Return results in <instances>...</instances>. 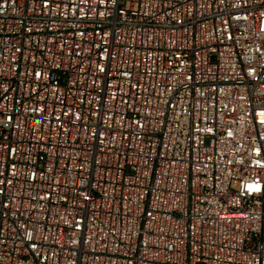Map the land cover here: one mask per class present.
<instances>
[{
    "label": "built area",
    "instance_id": "obj_1",
    "mask_svg": "<svg viewBox=\"0 0 264 264\" xmlns=\"http://www.w3.org/2000/svg\"><path fill=\"white\" fill-rule=\"evenodd\" d=\"M0 264H264V0H0Z\"/></svg>",
    "mask_w": 264,
    "mask_h": 264
}]
</instances>
